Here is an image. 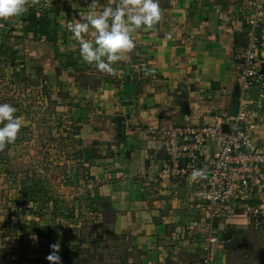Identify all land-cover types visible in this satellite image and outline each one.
<instances>
[{
  "label": "crops",
  "instance_id": "obj_1",
  "mask_svg": "<svg viewBox=\"0 0 264 264\" xmlns=\"http://www.w3.org/2000/svg\"><path fill=\"white\" fill-rule=\"evenodd\" d=\"M116 2L108 0L106 6ZM158 2L160 21L133 33L136 47L113 65L115 75L99 72L80 57L69 25L88 8L50 16L56 18L58 41L43 44L45 53L36 63L51 81L56 102L67 110V122L76 127L71 136L95 155L87 169L93 187L89 197L108 203L113 233L141 252L140 264H202L200 248L209 237L211 264H227L229 249L246 236L255 237L246 262L264 264V233L240 220H210L196 198L204 181L164 175L167 157L156 137L169 128L201 127L234 115L239 93L235 51L245 43L251 0ZM260 3L264 29V0ZM57 54L73 55L75 65L61 66ZM257 61L264 78V46ZM249 94L256 98L257 88ZM251 137L254 149L264 154V127ZM218 141H211L199 158L200 170H207Z\"/></svg>",
  "mask_w": 264,
  "mask_h": 264
},
{
  "label": "rangeland",
  "instance_id": "obj_2",
  "mask_svg": "<svg viewBox=\"0 0 264 264\" xmlns=\"http://www.w3.org/2000/svg\"><path fill=\"white\" fill-rule=\"evenodd\" d=\"M107 2L99 0L98 6ZM90 3L29 0L39 15L78 12ZM19 18L0 21V103L15 107L22 118L16 141L0 151V264H49L56 243L61 264H140L141 252L113 233L108 203L89 197L87 169L95 155L71 136L76 127L36 63L45 53L43 43L19 33ZM254 240L239 238L227 252V264H248V243Z\"/></svg>",
  "mask_w": 264,
  "mask_h": 264
},
{
  "label": "built area",
  "instance_id": "obj_3",
  "mask_svg": "<svg viewBox=\"0 0 264 264\" xmlns=\"http://www.w3.org/2000/svg\"><path fill=\"white\" fill-rule=\"evenodd\" d=\"M261 0H251L244 20L245 43L235 51L239 81L236 113L220 122L201 127H173L156 133L167 157L164 175L192 177L199 169V158L208 144L217 139L218 147L196 193L199 207L210 220L221 217L242 221L245 227L264 233V154L252 144L251 132L264 127V78L259 73L258 53L264 46L261 26ZM257 88L253 98L250 91ZM227 126V131L222 126ZM210 237L200 248L202 264H211Z\"/></svg>",
  "mask_w": 264,
  "mask_h": 264
},
{
  "label": "clouds",
  "instance_id": "obj_4",
  "mask_svg": "<svg viewBox=\"0 0 264 264\" xmlns=\"http://www.w3.org/2000/svg\"><path fill=\"white\" fill-rule=\"evenodd\" d=\"M37 0H32L36 3ZM99 0H91L88 11L69 25L73 38L79 44L82 61L94 66L99 72L115 75L113 67L135 47L133 33L140 29H151L161 19L158 0H117L115 6H102ZM29 0H0V21L23 15ZM90 34L91 39L86 38ZM171 38V35L168 37ZM17 109L8 103H0V151L13 144L22 126V118L16 116ZM205 170H193L192 179L203 177ZM49 264H61L57 254L59 243L51 245Z\"/></svg>",
  "mask_w": 264,
  "mask_h": 264
},
{
  "label": "trees",
  "instance_id": "obj_5",
  "mask_svg": "<svg viewBox=\"0 0 264 264\" xmlns=\"http://www.w3.org/2000/svg\"><path fill=\"white\" fill-rule=\"evenodd\" d=\"M52 14L55 17L57 15L51 11H46L44 15H39L35 6H28V10L21 15L18 23H16L20 29L19 33L30 35L31 43L33 44L42 42L45 45H55L58 41V26L56 18H50ZM12 54H16V52ZM55 59L61 66L75 65V59L70 54H57Z\"/></svg>",
  "mask_w": 264,
  "mask_h": 264
},
{
  "label": "water",
  "instance_id": "obj_6",
  "mask_svg": "<svg viewBox=\"0 0 264 264\" xmlns=\"http://www.w3.org/2000/svg\"><path fill=\"white\" fill-rule=\"evenodd\" d=\"M238 96H239V93H236L235 99H234V105H233L234 108H233L232 114L236 113V109H237V106H238ZM182 105L184 106L185 104L183 103Z\"/></svg>",
  "mask_w": 264,
  "mask_h": 264
}]
</instances>
